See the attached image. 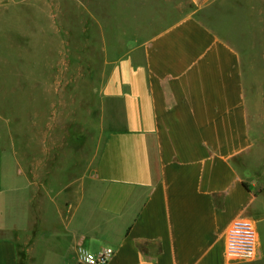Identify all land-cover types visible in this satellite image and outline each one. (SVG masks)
Returning a JSON list of instances; mask_svg holds the SVG:
<instances>
[{
  "label": "crops",
  "instance_id": "crops-1",
  "mask_svg": "<svg viewBox=\"0 0 264 264\" xmlns=\"http://www.w3.org/2000/svg\"><path fill=\"white\" fill-rule=\"evenodd\" d=\"M158 1L103 87L123 128L105 138L94 204L8 168L0 144V264H79L104 247L109 264H264V104L256 129L247 94L251 76L264 93V0ZM241 11L242 44L215 30ZM238 219L256 225L254 261L225 256Z\"/></svg>",
  "mask_w": 264,
  "mask_h": 264
},
{
  "label": "rangeland",
  "instance_id": "rangeland-1",
  "mask_svg": "<svg viewBox=\"0 0 264 264\" xmlns=\"http://www.w3.org/2000/svg\"><path fill=\"white\" fill-rule=\"evenodd\" d=\"M139 1L0 0V144L6 166L63 190L60 197L73 206L97 201L105 138L123 128L120 102L105 97L103 87L119 64L114 58L123 52L124 32L138 23L136 32L144 33L162 8V1L145 0L138 12ZM232 15L233 24L215 30L242 44L251 31L243 26L242 11ZM259 81L251 76L247 92L256 129L258 104H264ZM256 160L264 164V154Z\"/></svg>",
  "mask_w": 264,
  "mask_h": 264
},
{
  "label": "built area",
  "instance_id": "built-area-1",
  "mask_svg": "<svg viewBox=\"0 0 264 264\" xmlns=\"http://www.w3.org/2000/svg\"><path fill=\"white\" fill-rule=\"evenodd\" d=\"M258 234L254 221L238 219L228 230L225 256L230 260L254 261L257 256ZM79 264H109L115 250L104 247L94 254L79 250Z\"/></svg>",
  "mask_w": 264,
  "mask_h": 264
}]
</instances>
